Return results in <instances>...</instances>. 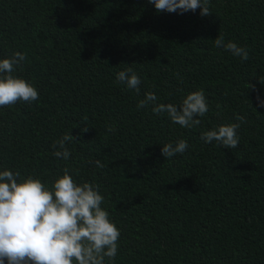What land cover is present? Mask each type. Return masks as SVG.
<instances>
[{"label":"trees","instance_id":"obj_1","mask_svg":"<svg viewBox=\"0 0 264 264\" xmlns=\"http://www.w3.org/2000/svg\"><path fill=\"white\" fill-rule=\"evenodd\" d=\"M209 8L201 16L157 12L149 0H0V58L26 54L12 74L39 93L0 107V171L50 186L68 167L77 183L99 185L120 230L105 264H264V0H209ZM218 35L249 59L216 48ZM128 68L139 94L116 81ZM198 89L209 110L195 128L157 116L153 104L137 108L148 91L179 105ZM237 115L246 121L238 147L201 140ZM69 132L78 135L66 144L69 158L54 157ZM180 139L185 152L161 155Z\"/></svg>","mask_w":264,"mask_h":264},{"label":"clouds","instance_id":"obj_2","mask_svg":"<svg viewBox=\"0 0 264 264\" xmlns=\"http://www.w3.org/2000/svg\"><path fill=\"white\" fill-rule=\"evenodd\" d=\"M157 12H195L200 9L201 16L211 11L209 0H149ZM216 48L224 49L242 60L249 59V51L235 42L227 41L223 35L214 39ZM27 60L26 54L14 52L11 56L0 58V107H9L18 102L31 103L39 99V93L32 83L13 75L15 66ZM264 85V80L258 79ZM116 81L125 84L139 94L140 77L128 68L116 73ZM255 91V85L247 83ZM157 96L148 91L137 102V108L154 106L151 111L157 116L166 113L169 119L181 127L191 129L201 124L209 110L204 90L190 91L179 105L156 103ZM260 107L264 99L257 96ZM216 107L219 109L220 105ZM236 121L220 124L215 129L201 132L205 143L217 142L223 148L238 147L240 137L237 130L245 123L244 116L237 115ZM108 132H115L112 124H107ZM84 127L81 132H87ZM78 139L65 133L53 144V156L67 160L70 151L67 142ZM188 143L184 139L175 145L165 143L161 155L171 158L186 151ZM96 167L104 168L100 161ZM63 175L57 176L48 186L33 176L19 179V171L13 173L0 171V264H105V258L113 261L117 255L120 230L110 219L109 212L101 205L104 196L99 185L84 181L77 183L68 167Z\"/></svg>","mask_w":264,"mask_h":264}]
</instances>
